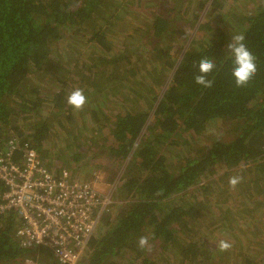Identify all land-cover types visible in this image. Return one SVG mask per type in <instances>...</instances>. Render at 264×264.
Here are the masks:
<instances>
[{
	"label": "trees",
	"instance_id": "obj_1",
	"mask_svg": "<svg viewBox=\"0 0 264 264\" xmlns=\"http://www.w3.org/2000/svg\"><path fill=\"white\" fill-rule=\"evenodd\" d=\"M239 2L165 0L156 8L158 0H0V150L15 136L48 169L61 164L89 181L96 166L80 175L55 158L61 140L52 126L66 129L68 143L104 129L121 170L113 195L119 214L112 223L103 217L82 264H118V256L126 264H230L228 250L196 232L208 217L207 226L233 231L232 264H264V0L247 10ZM235 34L257 57L255 76L240 88L227 52ZM202 58L216 65L208 88L194 80ZM75 88L87 98L79 111L66 103ZM215 123L227 140L205 139ZM98 137L100 145L108 141ZM233 176L242 177L234 188ZM193 186L191 196L185 191ZM241 220L248 228L235 235ZM16 224L13 214L0 215V264L29 257L56 264L47 249L14 239Z\"/></svg>",
	"mask_w": 264,
	"mask_h": 264
},
{
	"label": "built area",
	"instance_id": "obj_2",
	"mask_svg": "<svg viewBox=\"0 0 264 264\" xmlns=\"http://www.w3.org/2000/svg\"><path fill=\"white\" fill-rule=\"evenodd\" d=\"M1 147L0 215L13 214V238L25 248L47 249L56 264H79L97 225L120 204L113 190L101 188L99 172L85 181L66 168L48 169L37 150L20 146L15 136Z\"/></svg>",
	"mask_w": 264,
	"mask_h": 264
},
{
	"label": "rangeland",
	"instance_id": "obj_3",
	"mask_svg": "<svg viewBox=\"0 0 264 264\" xmlns=\"http://www.w3.org/2000/svg\"><path fill=\"white\" fill-rule=\"evenodd\" d=\"M163 2H165V0H158V4H157L158 6L156 8H158L159 5H161ZM190 3L192 4V2H190ZM239 3L242 6H237V9H240L242 7L243 10H247V9H249V7L251 5V0H240ZM140 15L143 18L142 22L145 23L144 22L145 14L141 13ZM172 52L176 53L177 50L175 48H173ZM50 84H51V82L47 81V83L43 84V86H44L43 88H45V87L49 88ZM48 116H49V114H46L44 112V114L41 116V118H45ZM53 120H56V119L53 118ZM24 126L20 125V127H24ZM26 126L27 127L25 129L29 130L28 128L30 127V125H26ZM107 129H109V127H107ZM65 130L64 131L60 130L59 126H57L56 124H53V126H52L51 134L54 133L57 136V138L61 140L60 142H57V145H56L57 147L54 148L55 158H58V159L60 158L62 161L65 162L64 164L70 163V169L73 171V173L75 171H77V170H75L76 168L80 169L79 170L80 175L86 174L87 171L90 170L88 168V166H90L91 164L96 166L98 169L97 172H99V176L101 177V180H100L101 188L103 190H105L106 192H108L109 190H113V192H112V195H113L114 191L116 189L114 187V184L116 182H118V180L120 179L121 175H119L118 172H121V170L120 169L118 170L117 163L112 162V157H110L111 155L108 152V149L110 146L109 134L107 132H104V129L103 130L100 129L96 132L97 137H94L93 139L89 138L90 139L89 140L88 138H83V139L78 138L73 143H68V140L65 138L66 137ZM4 133L7 134L8 137L11 134L9 132L8 128L5 129ZM51 136H49V139ZM98 136H101L102 138H107L108 141L106 140V143H104V141H103L102 145H100L99 140H98V138H99ZM225 137H226V135L222 131L221 124L215 123V124L211 125V127L209 129V133L206 134L205 139L207 138V139H212V140L213 139H224V140L226 139L227 140L228 138H225ZM62 138H64L65 140ZM199 144L202 145V143H200V142H199ZM196 149L197 148L195 147L192 151H196ZM58 150H61L63 153L62 154H56V152ZM177 151H182V148L178 147L176 149V152ZM183 152H185V151H183ZM76 154L81 155L80 159H78L77 162H71L72 157H74ZM60 165L58 168H64V167H60ZM109 166H112L111 171H110ZM105 169H107V170H105ZM115 171H116V173H115ZM205 181H203V183ZM110 185H112V189H110ZM196 187L197 186H193L191 188H188L185 192L191 196L196 195V193L198 194V190ZM118 214H119L118 210H116V208H115L112 212H109L106 217H108V219H110L111 223H112ZM204 222H205V225L201 224L199 230L196 232L198 235H200L201 240L205 241L206 243L216 245L220 240H225L228 242V241H230V240H228V238L229 239L232 238L233 235L231 233L233 231H230V232L227 231V233H223L222 228H215L213 225L207 226V223L209 222V217H208V220H205ZM102 225H104L103 221H102V223H99L97 225L95 233H94L95 236H97L99 231L103 232V230H100V228H102ZM236 227H238V228H237V231L234 233L235 235L241 234L243 232V230L248 228V227H246V222L244 220H241ZM263 238L264 237H262V239ZM236 239H237V237H236ZM159 248H160V246H158V243L157 244L153 243L151 245V247L149 248V251L155 252L156 249H159ZM228 251H229V253L226 254V257H229L230 259L232 258L234 260V257L238 253L233 252L232 249H228ZM262 255H263L262 257H264L263 253H262ZM123 257L124 256L116 257L115 262L118 264H126L125 259ZM87 258H88V253L84 252L79 264H82V262ZM230 259L228 261L230 262V264H232V261H230ZM32 260L33 259L31 257L26 258V259L22 258L20 260L21 261L20 263L21 264H37L35 262H32ZM129 262H132V261L130 260Z\"/></svg>",
	"mask_w": 264,
	"mask_h": 264
},
{
	"label": "clouds",
	"instance_id": "obj_4",
	"mask_svg": "<svg viewBox=\"0 0 264 264\" xmlns=\"http://www.w3.org/2000/svg\"><path fill=\"white\" fill-rule=\"evenodd\" d=\"M245 39L244 34L231 35V40L227 44V52L232 60L230 74L237 88L248 86L257 72V57L248 49ZM215 68L216 65L213 60L202 58L198 63V74L194 77L195 83L205 88L211 87L213 81L208 79V76ZM86 102L87 98L81 88H75L66 97L67 105L74 111L81 110ZM241 180L242 177L233 176L229 179V185L234 188ZM137 243L140 249H144L148 246V237H140ZM231 246L225 240H220L218 243L220 251H227Z\"/></svg>",
	"mask_w": 264,
	"mask_h": 264
},
{
	"label": "crops",
	"instance_id": "obj_5",
	"mask_svg": "<svg viewBox=\"0 0 264 264\" xmlns=\"http://www.w3.org/2000/svg\"><path fill=\"white\" fill-rule=\"evenodd\" d=\"M55 170H56V168H55ZM55 170H54V171H55ZM77 177H78V176H77ZM79 178H80V177H79Z\"/></svg>",
	"mask_w": 264,
	"mask_h": 264
}]
</instances>
